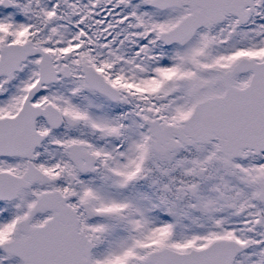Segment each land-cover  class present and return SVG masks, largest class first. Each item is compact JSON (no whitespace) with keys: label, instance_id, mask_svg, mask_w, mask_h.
I'll return each instance as SVG.
<instances>
[{"label":"snow or ice","instance_id":"obj_1","mask_svg":"<svg viewBox=\"0 0 264 264\" xmlns=\"http://www.w3.org/2000/svg\"><path fill=\"white\" fill-rule=\"evenodd\" d=\"M0 264H264V0H0Z\"/></svg>","mask_w":264,"mask_h":264}]
</instances>
